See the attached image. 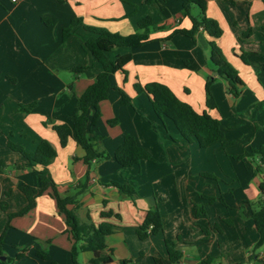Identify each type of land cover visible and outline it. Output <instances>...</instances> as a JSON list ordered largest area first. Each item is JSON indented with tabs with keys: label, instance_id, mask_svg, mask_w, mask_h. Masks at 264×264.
<instances>
[{
	"label": "crops",
	"instance_id": "0c3cea01",
	"mask_svg": "<svg viewBox=\"0 0 264 264\" xmlns=\"http://www.w3.org/2000/svg\"><path fill=\"white\" fill-rule=\"evenodd\" d=\"M190 14L201 12L193 5ZM204 15L222 29L217 44L243 82L237 96L214 71L206 32L184 33L191 21L180 0H0V203L6 204L0 208V264H73L74 241L50 189L26 213L8 217L27 203L20 185L38 186L40 166H27L7 143L31 153L42 139L56 150L48 170L59 194L72 198L67 208L78 224L112 226L105 237L108 264H155L167 258L166 240L180 252V264H264V243L253 250L258 234L249 216L250 205L264 200V150L258 151L264 145V4L205 0ZM146 16L151 24L137 29ZM74 18L82 24L63 40ZM84 25L146 37L140 47L108 53L112 60L130 53L131 60L110 74L112 88L99 103V117L92 121L94 111L87 110L88 132L100 137L96 148L108 155L89 167L76 139L61 146L52 128L70 124L77 98L101 71L83 47L91 35ZM209 81L213 108L206 107ZM150 82L165 84L197 113L218 119L227 143L202 148L184 139L173 120L158 117L148 96L134 89V83ZM31 103V112L19 109ZM126 135L148 159L127 167L115 161ZM124 183L133 197L118 190L116 184ZM151 209L158 211L161 229L140 238L137 230ZM92 257L82 249L77 260L93 264Z\"/></svg>",
	"mask_w": 264,
	"mask_h": 264
},
{
	"label": "trees",
	"instance_id": "16d2710c",
	"mask_svg": "<svg viewBox=\"0 0 264 264\" xmlns=\"http://www.w3.org/2000/svg\"><path fill=\"white\" fill-rule=\"evenodd\" d=\"M152 0H146L147 3ZM182 2L183 13L189 17L191 21V28L184 31L185 34L191 36L199 28L204 30L210 37L208 40L209 60L214 66V71L217 76L224 79L228 84V91L233 96H237L240 91V86L243 85L241 78L238 75L236 68L226 59L222 49L217 44V39L222 35V29L219 23L204 15L205 0H180ZM264 4V0H261ZM197 6L201 14L199 16H192L190 14L191 6ZM82 24L80 18L71 20L68 27L62 31L63 40L71 33L72 28ZM151 24V18L146 16L137 22V29H141ZM84 28L91 33V35L84 41L83 47L92 55V57L100 64L101 71L96 75L95 81L87 86L84 91L77 98L76 107L71 115L68 116L70 124L63 123L53 125L59 144L64 146L69 137H74L76 141L82 146L84 155L81 160L90 166L92 160L99 158H107L108 155L100 152L96 148V142L100 137L92 135L88 132L87 126L89 118L87 110L92 108L93 118L95 121L99 115V103L108 97L109 89L112 88L109 80L110 74L116 71H124V66L131 60V54H124L117 59L112 60L108 57V53L117 47L137 48L144 44L146 37L138 31L122 35L117 32H111L102 27L85 26ZM248 31L243 33V37L248 36ZM241 59L246 62L244 54ZM84 67H76L75 71H81ZM209 82L206 83V107H215V102L211 97L209 91ZM134 89L137 92L145 93L151 103V106L158 117L166 116L173 120L181 136L187 141L195 140L202 148L208 147L216 142L225 145L227 141L224 138L223 131L220 128L218 119L213 118L206 111L197 113L188 103L178 99L175 94L165 84L159 82H150L145 85L134 83ZM122 101L129 102L125 93L119 89ZM35 107L34 103L20 104L19 109L24 112H31ZM264 130V124L260 125ZM8 147L12 150L20 152L27 159V166L33 167L39 165L38 170V186L32 187L29 185H20V190L27 198L26 205L16 213L8 214V217L15 215H22L31 209L35 204V198L39 196L46 189L51 190V195L56 201L57 208L63 214L67 232L70 233L73 239L71 248V257L73 264H79L77 257L80 250L89 249L93 253L91 263L93 264H108L112 261L110 253L106 251L105 237L111 233L112 226L107 223L93 225L87 223L80 225L76 221L73 213L68 210L67 205L71 201V197L61 196L57 190L55 182L53 181L48 165L56 156V150L45 139L39 141L36 149L27 153L19 145L8 142ZM264 145L258 151H263ZM115 161L121 167L131 166L137 164L142 159H148V153L137 143L132 136H124L123 143L117 147L113 153ZM88 176V172L86 174ZM87 178V177H86ZM118 190L129 197H133L134 190L128 183L116 184ZM214 198H209L212 202ZM250 205L251 203L248 202ZM0 208L6 210L5 202L0 203ZM204 213L203 209L201 210ZM200 212L196 211L195 216ZM249 216L253 221L254 229L258 234V239L253 246L256 250L264 243V200H259L257 206L250 205ZM151 225L149 232L148 227ZM161 229L160 215L156 209L148 210L144 223L137 230L138 236L144 238L148 233H156ZM79 242L81 244H79ZM166 259H155V264H174L180 258V252L176 250L170 240H166ZM203 264H208V261H203Z\"/></svg>",
	"mask_w": 264,
	"mask_h": 264
},
{
	"label": "built area",
	"instance_id": "2783aa9c",
	"mask_svg": "<svg viewBox=\"0 0 264 264\" xmlns=\"http://www.w3.org/2000/svg\"><path fill=\"white\" fill-rule=\"evenodd\" d=\"M12 1H16V0H12ZM174 264H180V263L177 262V263H174Z\"/></svg>",
	"mask_w": 264,
	"mask_h": 264
}]
</instances>
